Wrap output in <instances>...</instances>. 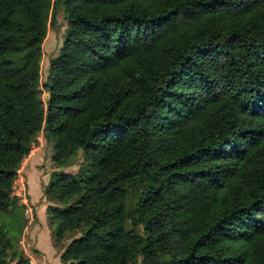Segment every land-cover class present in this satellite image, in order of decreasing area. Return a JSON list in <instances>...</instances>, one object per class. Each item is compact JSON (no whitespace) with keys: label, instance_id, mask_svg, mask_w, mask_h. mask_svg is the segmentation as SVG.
I'll use <instances>...</instances> for the list:
<instances>
[{"label":"trees","instance_id":"16d2710c","mask_svg":"<svg viewBox=\"0 0 264 264\" xmlns=\"http://www.w3.org/2000/svg\"><path fill=\"white\" fill-rule=\"evenodd\" d=\"M39 135L61 264H264V0H0V217Z\"/></svg>","mask_w":264,"mask_h":264},{"label":"rangeland","instance_id":"374dc122","mask_svg":"<svg viewBox=\"0 0 264 264\" xmlns=\"http://www.w3.org/2000/svg\"><path fill=\"white\" fill-rule=\"evenodd\" d=\"M54 16L55 26L49 29L42 47L41 83L45 82L49 64L59 56L66 37L67 22L61 4ZM37 139L41 140L40 149L33 150L31 159L28 156L22 165L23 190L19 191L17 185L13 194L18 199L16 208L23 212L22 218L19 217V213L12 219L6 216L0 217V232L7 231L12 244V250L7 252L8 257L5 259L7 264H61L60 255L64 248L82 233V230L78 231L71 235V238L67 235L58 246L52 248L51 239L54 229L47 221L46 208L49 203L44 194L59 175L77 177L85 166L83 155L79 153L65 165H54L51 161L54 144L47 142L42 135ZM35 145L39 146L38 141ZM136 198L135 194L130 195L131 207L134 206ZM137 231L141 233L140 227Z\"/></svg>","mask_w":264,"mask_h":264},{"label":"built area","instance_id":"2783aa9c","mask_svg":"<svg viewBox=\"0 0 264 264\" xmlns=\"http://www.w3.org/2000/svg\"><path fill=\"white\" fill-rule=\"evenodd\" d=\"M43 96H44L43 100L46 101V100L48 99L47 94L43 93ZM37 141H38V143H39V146H36L35 143H33L32 146H31L30 154H29L28 156H31V152H32L33 150H38V149H40L41 140H40V139H37ZM22 165H23V163H22ZM22 165H21V168L19 169V171L17 172V178H16V180H15V182H14V184H13V187H12L13 194H14L15 187H17V185H18V187H19V191H22V190H23V189L21 188V187L24 186V185H23L24 177L22 176V167H23ZM17 196L20 197V195H17Z\"/></svg>","mask_w":264,"mask_h":264},{"label":"crops","instance_id":"0c3cea01","mask_svg":"<svg viewBox=\"0 0 264 264\" xmlns=\"http://www.w3.org/2000/svg\"><path fill=\"white\" fill-rule=\"evenodd\" d=\"M28 158H30V156L28 157ZM31 159V158H30ZM29 159V160H30ZM26 160V159H25ZM25 160H24V162H25ZM23 162V163H24ZM48 221V220H47ZM35 246V245H34ZM51 246H52V248L54 249L55 248V246H54V243H53V239H51ZM36 250H37V252H38V254H40V251L37 249V248H35Z\"/></svg>","mask_w":264,"mask_h":264}]
</instances>
